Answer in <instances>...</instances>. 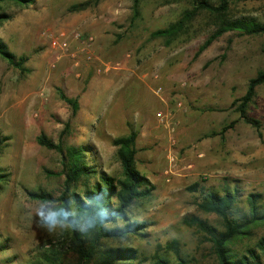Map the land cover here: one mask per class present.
<instances>
[{"label": "rangeland", "instance_id": "rangeland-1", "mask_svg": "<svg viewBox=\"0 0 264 264\" xmlns=\"http://www.w3.org/2000/svg\"><path fill=\"white\" fill-rule=\"evenodd\" d=\"M32 1L0 2V41L24 58L17 67L0 55V264H42L49 243L64 242L68 231L59 222L48 228L57 202L28 195L58 197L63 186L61 154L38 144L37 135L83 145L90 165L121 178L112 140L130 130L137 132L136 167L154 189L129 216L147 226L105 244L129 245L137 250L131 264H152L157 251L174 261L165 245L177 240L181 254L195 258L189 264H217L205 234L183 218L222 229L216 214L196 205L209 190L236 187V216L246 211L248 194L264 202V83L246 108L258 129L234 102L264 72V34L226 32L194 57L216 30V14L200 11L172 39L152 36L191 10L190 0H142L135 19L133 0ZM224 16L264 23V0H231ZM61 32L69 36L65 51L50 44ZM58 89L77 99L75 113ZM248 231L231 243L235 252L264 236V221ZM59 257L74 262L70 250Z\"/></svg>", "mask_w": 264, "mask_h": 264}, {"label": "trees", "instance_id": "trees-1", "mask_svg": "<svg viewBox=\"0 0 264 264\" xmlns=\"http://www.w3.org/2000/svg\"><path fill=\"white\" fill-rule=\"evenodd\" d=\"M14 1L28 5L32 0H0ZM99 1V0H96ZM142 0H133L132 19L139 15V4ZM231 0H190L192 8L185 11L183 16L169 24L166 28L152 32V36H162L172 39L184 30L185 23L200 11H207L219 16L216 30L198 47L194 57L205 50L215 39L226 32L242 34H264V23L255 19L236 18L227 19L224 14ZM82 5L80 8H83ZM6 15H0V19ZM0 55L10 64L21 67L23 57L17 58L0 41ZM264 83V72H259L249 79L245 93L234 102H238L237 110L243 120L258 129L259 122L248 117L246 108L256 93V87ZM59 97L72 108L78 109L76 98L68 97L58 89ZM67 124V123H66ZM66 127V125H65ZM225 130V127L224 129ZM260 135V133H259ZM136 137L137 132L130 130L126 135L113 138L112 143L117 147L116 156L121 165V178L97 171L85 158L86 148L83 145L63 146L61 142H54L44 133L36 137L38 144L59 152L61 158L60 174L64 176L62 191L58 197L51 193L29 191L28 195L42 202H57L56 213L51 220L64 223L68 231L64 242L49 243V249L44 254L42 264H62L60 254L72 251V264H131L136 259L137 250L127 246H107L108 239H127L129 234H141L147 226L145 221L131 220L129 213L140 200L147 198L154 189L151 181L136 167ZM4 175L0 174V178ZM90 176H96L92 184H87ZM192 186V188H194ZM238 189L226 187L222 192L209 190L205 192L197 207L208 213L216 214L221 220L222 229L207 223L196 216L184 217L183 223L195 226L205 234L217 264H264V236H261L254 246H248L244 252L238 253L232 249L231 243L246 235L252 224L264 221V202H260V194L250 193L246 197V211L236 216ZM121 221L122 223H118ZM161 248V247H160ZM165 249L174 255V261L167 255L155 252L152 264H189L195 258L187 259L181 252L177 240L165 245Z\"/></svg>", "mask_w": 264, "mask_h": 264}, {"label": "built area", "instance_id": "built-area-1", "mask_svg": "<svg viewBox=\"0 0 264 264\" xmlns=\"http://www.w3.org/2000/svg\"><path fill=\"white\" fill-rule=\"evenodd\" d=\"M71 36L74 39H79L80 38V34L78 32H74L71 34ZM50 44L52 48H58L60 50H68L69 48V36L65 33V32H61L58 35L52 36L50 39ZM87 59H91L90 55H88L86 57ZM98 71H100V67H98L97 69ZM159 116H161L159 114Z\"/></svg>", "mask_w": 264, "mask_h": 264}, {"label": "clouds", "instance_id": "clouds-1", "mask_svg": "<svg viewBox=\"0 0 264 264\" xmlns=\"http://www.w3.org/2000/svg\"><path fill=\"white\" fill-rule=\"evenodd\" d=\"M55 227H56V222L50 219L48 221V228H49V230H53Z\"/></svg>", "mask_w": 264, "mask_h": 264}]
</instances>
